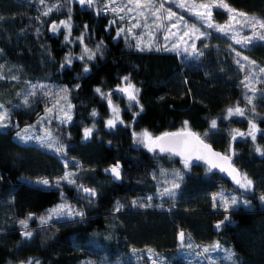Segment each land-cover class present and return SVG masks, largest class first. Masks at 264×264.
I'll use <instances>...</instances> for the list:
<instances>
[{
  "label": "trees",
  "instance_id": "obj_1",
  "mask_svg": "<svg viewBox=\"0 0 264 264\" xmlns=\"http://www.w3.org/2000/svg\"><path fill=\"white\" fill-rule=\"evenodd\" d=\"M57 1L59 8L39 22L42 7L36 9L33 0H0V60L14 71L0 77V101L10 108L15 92L26 81L65 84L73 106L72 121L51 125L60 143L67 146L68 156L77 159L82 169L76 186L62 180L57 185L64 169L57 155L17 143L15 127L0 129V264H27L28 260L34 264H106L133 249H152L170 257L181 249L180 231L197 247L215 241L225 244L237 255L235 264H264V201L260 199L264 196V95L249 106L245 86L225 71L218 72L204 60L184 62L176 53L128 51L116 38L107 15L81 8L75 0ZM224 1L264 21V0ZM215 13L217 20H226L222 10ZM64 20L72 25L67 43L62 35H51L47 29ZM36 29L41 30L37 38ZM101 43L103 54L89 60L85 46L95 51ZM240 53L255 61L257 71L264 68V42L243 47ZM67 56L72 57L71 66L63 65ZM85 66L88 72L83 71ZM125 76L139 89L138 104L117 90ZM258 87L264 92L262 84ZM97 88L105 95L101 97ZM109 98L122 108L123 125L114 130L106 128ZM236 107L244 109L245 117L225 116ZM35 115L13 110V125L31 123ZM213 120L216 127H212ZM251 123L258 128L255 141L233 140L235 129L246 131ZM90 125L95 132L84 140V129ZM184 129L195 131L224 153L232 149L233 161L253 181L252 189L237 188L198 164L190 166L176 199L162 201L164 209L134 207L133 200L157 192L159 167L168 166L165 157L169 154L154 152L158 159L154 158L137 146L133 134L147 130L156 137ZM117 162L122 169L121 179L115 182L104 170ZM39 178L47 179L49 185L25 180ZM77 185L95 189L96 196L88 198ZM220 189L236 192L251 207L219 213L212 196ZM63 202L83 212V218L63 217L42 225L39 217ZM117 202L123 205L119 211ZM29 214L33 217L25 229L19 221ZM221 221L225 223L217 229ZM25 231L33 235L25 238ZM187 261L179 257L168 264Z\"/></svg>",
  "mask_w": 264,
  "mask_h": 264
},
{
  "label": "rangeland",
  "instance_id": "obj_2",
  "mask_svg": "<svg viewBox=\"0 0 264 264\" xmlns=\"http://www.w3.org/2000/svg\"><path fill=\"white\" fill-rule=\"evenodd\" d=\"M28 1H30V0H28ZM64 1L66 3L68 2V0H64ZM75 1L78 2V0H75ZM33 2H35L37 4L36 9L42 7V10L41 9L39 10V19H38L39 22H40V20H46L52 12L56 11L59 8V2L57 0H55V1L54 0H45L44 4H41L40 0H33ZM213 2H215L216 4H219L221 2V0H152L153 5H155V6H159L161 3H163L164 7H163V9L160 10V13L158 14L162 17V19L160 21L154 22L152 17L146 11L145 15L149 16L147 28L143 27V24H144L143 18H141L140 16L137 15V10L134 7L135 0H133L132 4H129L128 0H116V4L121 6V7H123L125 5H128V7H133V12L128 13L127 8H125V11L122 13H119V15L111 12L110 9L104 10V5H107L109 3V0H96L95 5L93 7H88L87 5L82 6L79 3L78 4L81 8L91 10L96 15H100V14L107 15L110 19V21H109L110 26L112 28H114V30H115L116 38H117L116 34H117V31L119 28L124 27L125 29H128L129 27H132L136 23V20H140L142 27H140V28L133 27V30L131 33H128L126 31L125 33L121 34V36L119 37L123 41L124 47L128 51H133V50L134 51L135 50L140 51L139 49H137L135 47V44H136L137 39L142 37V45L149 43V42L153 45V49L151 51H153V50L157 51L156 48L159 47L160 48L159 51L176 53L177 56L180 58V60H183L184 62L194 63V62H199L201 60H204L205 63L210 64V66L214 67L215 70H217L218 72L225 71L228 76L235 78L240 84L244 85L245 83H247L245 81V75L252 71L253 66L250 65V63H249L250 60L244 61L242 59L244 56L240 53V49H242L244 46L236 44L235 41L232 39V35H233V31H239L241 36H249L252 34V30L249 27L243 26V24H244L243 19L241 17H237L236 21H231V23L233 25V31H229L228 33H221L219 31H217L215 28H207V26L198 17H196L193 14L195 11H202V9H193L192 11H189V8L191 7V5L193 3H196V4L209 3V4H211ZM223 3H225L224 0H223ZM181 4H184L185 7H181L180 6ZM56 6H58V7H56ZM113 6H116V5H113ZM49 7H52V11L48 15H44V12L47 11V9ZM229 7H231V6H229ZM168 9H171V12L176 14L173 17L172 21H167V20L163 19V17H165L167 15L166 10H168ZM232 9H234V8H232ZM141 10H143V9H141ZM215 10H222L223 12H225L227 14L226 20L225 21L217 20ZM236 11L244 13L242 11H238V10H236ZM120 15L125 16V19L120 20L119 19ZM248 16L255 17L253 15H248ZM129 17H133V19H129ZM177 17H182V20L177 21ZM212 18H213V22L217 25H227L230 22V16H229L228 12L225 9H222L219 7H214L212 9ZM257 19H259V18H257ZM113 20L115 21V24H111V22ZM64 21H66V20H64ZM237 21H239V23H237ZM60 22L61 21L56 22V23H51L47 29L51 35H62V37H63L62 39H63L64 43H67V41L71 40L70 39L71 38V31L69 33V31L64 26H60L58 28V31H56V32H53L51 30L53 24L60 25ZM156 23H163L165 27L162 29H157ZM171 23H177V27L180 30V34H182V32L185 28V25H187L188 28L195 26L201 32H205L206 33L205 36H202L199 40L195 41L197 52L198 53L202 52L203 55L189 56L187 53H184L182 51H166V50H164L165 45H167L168 48H171L172 43L175 42V39H176L175 37L171 36L170 33L166 32V29L170 26ZM40 31H41L40 29L35 30V37L36 38H37L36 34H38ZM172 31L176 32L177 29H172ZM256 31L264 34V30L260 29L259 26H257ZM198 34L199 33H197V35ZM165 35L169 36V39L167 41H165V39H164ZM66 37H67V39H66ZM185 39H187V37ZM191 42L192 41H188L189 45L191 44ZM254 43H256V42H254ZM181 47H183V44H181ZM233 49H235V52H239L241 54L240 57H237L235 55V52L233 51ZM146 51H148V50H145V52ZM223 52H225L226 55ZM237 59H240L241 63L245 65V67L243 69H241L240 65H238L236 63ZM63 65H67V64L63 63ZM207 67H209V65H207ZM257 68L258 67L255 66L256 72L254 73V75L258 76V80L252 81L253 86L256 88V93L253 96L252 104L255 103L256 97L258 95H264V92H260L259 87H258L261 84L264 87V74L259 73L257 71ZM15 69H17V68H15ZM12 73H14L12 66L9 67L6 65V61L0 60V77L6 78L8 76H11ZM15 78L18 79V76H15ZM250 79H251V77H250ZM34 85L38 86L35 88V95L29 96L28 97L29 103L27 105H25L23 102L24 97L30 91L33 90ZM39 86H44V87H39ZM124 86H126V82H124L122 80L120 87H124ZM61 89H67L68 91L65 93V92H62ZM45 93H48V94L45 95ZM120 93H122V92H120ZM246 95H252L248 88H246V94H245V101L247 102ZM65 96L67 97L66 100L63 99ZM12 99L15 102H11L9 104L10 108L7 107L6 103L0 101V104L4 105V107L8 109V113L10 116V123L8 124V127H6V128H11V127L14 128V125H13L14 121L12 120L13 110H23L27 114H33V113L37 114V116L35 115V118L31 123L24 124L23 126L17 127L14 129L15 133L13 135V139L19 144L34 145V146H36L40 149H43L49 153L57 155L60 158V161L62 162V165L64 167L61 177L64 176L65 172H70V173H75V175L71 178L76 180L78 173L82 169V166L80 165V163L77 159L68 156L67 146L60 143L59 138L56 135V133L54 132L52 125H51L52 122H54L58 125H69L72 121V119H71L70 122L61 124V123H59L58 119H56V117L63 115V113L59 111V108H65L66 109L68 103H70L72 105L71 100H70V96H69V89L67 88V86L63 83H58V82L52 83L49 81H42V82L26 81L20 87V89L17 92H15ZM54 99H59L60 104L57 106L56 111L49 114L48 119H51V123H47L46 120L42 121L41 117L45 116V109L53 106ZM103 99H104V97H103ZM251 105H249V106H251ZM113 106L119 109L120 119L122 120V118H121L122 108H120L116 104H111V109H110L111 113H110V116L107 119V121L113 117V112H112ZM70 115H71V117H73V106L71 108ZM225 116L226 117H245V115H243V116H240V115L229 116L228 111L226 112ZM17 123H18V121H17ZM251 124H253V123H251ZM119 125H123V123L118 122L116 127ZM6 128H0V129L4 130ZM87 128H93V125H90ZM106 128L108 130H114L115 129V128L107 127V124H106ZM24 129H30V134L35 135V136L43 135L45 130L47 129L48 131H50L52 133L53 137H55L57 139V141H58L57 146H60V145L64 146L65 152L64 153H56L53 149L47 148L46 146H44L43 144H41L39 141H36V140H32V141H29L27 143L20 141L19 138L16 136V133H17V131H22ZM256 129L257 130L255 132V136L258 133V128L256 127ZM249 130H250V126L246 131H243L240 129H235L233 131V135H235V133L237 131L245 134L243 137L236 136L235 140L245 139V138H250L252 140V138L249 135H247ZM94 132H95V127L93 128L92 135ZM141 132H143V131H140L137 133H141ZM92 135L87 139H85V137H84V140H89L92 137ZM253 141H255V140H253ZM135 143H137V142H135ZM138 144L139 143H137V146L141 145V147H144L142 144H139V145ZM144 148H146V147H144ZM146 150H148V152L154 158L158 159L157 154L156 155L153 154L155 151H150L148 148H146ZM173 158L174 157L170 156V155L166 156L165 159L167 161L168 166H164V167L160 166L159 167L158 176L156 178L157 192L153 195H145L143 197L136 199V201L143 202L145 204L151 203V205H152L151 207H141V208H147V209L155 208L157 210H162L165 208V206L163 205V202H162L163 200L167 199V200L173 201L176 199V196L178 195L180 188L176 190L177 194L172 199L168 198L167 196H160L159 192H161L164 187L170 186V185H166L165 181L166 180H168V181L173 180L175 178V174H177V173L182 177V180L179 181L180 186H181L183 179L185 177V174L187 172H189L191 165L189 167H185L184 161L180 160L178 163H176ZM65 161H67V167H65ZM242 175H245V174L242 173ZM43 179L44 178L25 179V180H27L29 182H33V183H38V181H41ZM39 184H41V183H39ZM69 185L72 187L76 186L73 184H69ZM234 185H235V187L240 188L239 185H237L236 183H234ZM46 186H48V185H46ZM240 189H242V188H240ZM219 193H223L224 195L228 196L229 198L231 196L235 195L239 201H245V200L248 201L246 198L238 195L236 192H234L232 190L220 189L215 194H219ZM149 196H151L153 198L151 201L147 200V197H149ZM212 200H213V196H212ZM63 203H67V204L71 205L68 202H63ZM213 204H214V201H213ZM215 204H216V206H215L216 211H218L219 213H224V214L234 212L238 208L248 209L251 207V204L248 201L247 205H244L243 203H238L235 206H230L229 209L227 211H225L220 206L219 197H217ZM71 206L73 209L77 210L76 207H74L73 205H71ZM65 217H67V216H65ZM61 218H63V217H61ZM61 218H53V219H61ZM67 218H71V217H67ZM185 236H186V234H185ZM189 239L184 240V242L182 244L183 249L181 248L179 250V252H177L175 255H172L170 257L159 254L152 249H142V250H136L135 252L131 251L130 254H128V255L124 254L122 256H119L117 259H114L113 261L106 263V264H153V262H155V264H168L169 262H173V261L179 259V257H182L183 259H186V260L188 259L186 264H193L192 262H194V264H196V263H198V264H233V261L236 262V259H235V258H237L236 253L231 248H228L225 244H222L219 241H215L212 244L205 245V246H211V245H214L215 243L218 242L219 245L221 246V250H218L215 252L210 251L207 254H199V253H202V249L204 246L197 247V245L194 244L191 241V239L190 240ZM187 244H193L195 249L194 248H187L186 247ZM224 250H229L232 253H234L232 260H229L227 258V252Z\"/></svg>",
  "mask_w": 264,
  "mask_h": 264
},
{
  "label": "snow or ice",
  "instance_id": "obj_3",
  "mask_svg": "<svg viewBox=\"0 0 264 264\" xmlns=\"http://www.w3.org/2000/svg\"><path fill=\"white\" fill-rule=\"evenodd\" d=\"M45 0H40L41 4H44ZM96 0H78V3L82 6L87 5L88 7H93L95 5ZM129 4L133 3V0H128ZM116 5V6H113ZM181 7H185L184 4L180 5ZM58 7V6H56ZM134 7L137 10V15L140 16L141 18H143L144 20V24L143 27L147 28L148 27V18L149 16L145 15V12L147 11L149 13V15L152 17L153 21H160L162 19V17L160 15H158L160 13V10L163 9L164 5L163 3H161L159 6H155L152 3V0H135L134 3ZM214 7H219L222 9H225L229 16H230V22L227 25H217L213 22V18H212V9ZM125 8H127L128 13L133 12V7H128V5H125L123 7L119 6L116 4V0H109V3L107 5H104V10H108L110 9L111 12L116 13L117 15H119V13H122L125 11ZM143 9V10H141ZM193 9H202V11H195L193 14L198 17L206 26L207 28H215L217 31L221 32V33H228L229 31H233V25L231 23V21H236L237 17H241L243 19V26L249 27L252 30V34L249 36H241L239 31H233V35H232V39L235 41L236 44L239 45H243L245 48H247L249 45H252L254 42H264V34H262L261 32L256 31L257 26H259L260 29L264 30V21H261L259 19H257L256 17H250L248 16V14L246 13H241V12H237L235 9H232L231 7H229V5H227L226 3H223V0H221V2L219 4H216L215 2L209 4V3H200V4H196L193 3L191 5V7L189 8V11H192ZM52 11V7H49L47 9V11L44 12V15H48L50 12ZM167 11V15L165 17H163V19L167 20V21H172L173 17L176 15L175 13L171 12V9L166 10ZM120 20H124L125 16L120 15L119 16ZM129 19H133V17H129ZM182 20V17H177V21ZM237 23H239V21H237ZM111 24H115V21L113 20L111 22ZM60 26H64L70 33L71 31V23L70 20L69 21H61L60 25H56L53 24L52 25V31L56 32L58 31V28ZM133 27L135 28H140L142 27L140 20H136V23L132 26L129 27L128 29H125L124 27H121L118 29L117 31V38H119L121 36V34L125 33L126 31L128 33H131L133 30ZM164 24L163 23H156V28L157 29H162L164 28ZM172 29H177L176 32H173ZM166 32L170 33L171 36L175 37V42L172 43L171 48H168L167 45H165L164 50L166 51H182L184 53H187L189 56H198V55H203V53H198L197 52V48H196V40H199L202 36H205L206 33L205 32H201L198 28H196L195 26H192L191 28H188L187 25H185V28L182 32V34H180V30L177 27V23H171L170 26L166 29ZM197 33H199L197 35ZM187 37V39H185ZM67 39V37H66ZM80 40L83 39V37L78 38ZM165 41H167L169 39L168 35H165L164 37ZM188 41H192L191 44L189 45ZM181 44H183V47H181ZM101 44H97L95 46V51L88 49L85 46V53L87 54V58L89 60L95 59L97 53H100V55H102L103 53L101 52ZM135 47L137 49H139L140 51H151L153 49V45L149 42L146 44L142 45V37L138 38L135 44ZM157 51L160 50L159 47L156 48ZM233 51L235 52V49H233ZM235 55L237 57H240V53L239 52H235ZM79 59H84V56H80L78 57ZM244 61H248L249 58L248 57H243L242 58ZM65 62L68 66H71L72 64V57L71 56H67L65 58ZM236 63L238 65H240L241 69H243L245 67L244 64L241 63L240 59L236 60ZM252 67V71L248 74L245 75V81L247 83L244 84V86L246 88H248L251 92L252 95H246V100L247 103L249 105L252 104V99L253 96L256 93V88L253 86L252 81L253 80H258V76H255L254 73L256 72L255 69V61H250L249 62ZM90 69L85 66L83 71L84 72H88ZM259 73H264V68H259L258 69ZM251 77V79H250ZM13 79H15V77H12ZM122 80L124 82H126V86L124 87H120L117 90L119 92L125 93L127 95V99L130 102H136L137 104L139 103L138 101V93H139V89H137L135 87V85H133L130 82V79L128 76L122 77ZM38 86H33V90L30 91L25 97H24V104L27 105L29 103L28 97L29 96H33L35 95V88ZM39 87H44V86H39ZM62 92H67V89H61ZM95 91L97 93H99L101 96H104L105 94L101 92V89L97 88L95 89ZM48 93H45V95H47ZM110 96V94H109ZM63 99H67V97L65 96ZM108 103L109 105L112 104L111 99H108ZM60 104V100L59 99H54L53 102V106L52 107H48L45 109V116L41 117V120L44 121L46 120L47 123H51V119H48L49 114L53 113L54 111L57 110V106ZM72 105L70 103L67 104L66 109L65 108H59V111L63 113V115L56 117V119H58L59 123L64 124L67 122H70L72 117L70 115V111H71ZM140 110H143V106H140ZM112 112H113V117L111 119H109L106 124L107 127L109 128H115L117 123H123V121L120 119V114H119V109L116 107H112ZM139 113H137L138 115ZM93 115H95V113H93ZM228 115L232 116V115H240L243 116L245 115V111L244 109H241L239 107H236L235 109L233 108H229L228 109ZM10 123V116L8 113V109L4 107V105L0 104V128H6L8 127V124ZM212 127H216L217 121L213 120L212 122ZM185 124H187V122H185ZM31 127V126H30ZM94 128V126H93ZM93 128H85L84 129V137L85 139L89 138L92 135L93 132ZM256 125L253 123L250 125V130L248 132L247 135H249L252 140H255L256 136H255V132H256ZM134 138H135V142L142 144L144 147L148 148L150 151H156V149H159L160 152H169L172 154H178V155H184L185 159H184V165L185 167H189L190 166V159L189 156L185 155L186 152H190L192 150H194L191 145L189 144V142L184 139L183 137L185 136H191L194 134L191 133H165L162 136H158L153 138L152 135L147 131H143L141 133H134ZM245 134L244 133H240V132H236L235 135H233V140L236 138V136H241L243 137ZM16 136L19 138L20 141L27 143L29 141L32 140H36L39 141L41 144H43L44 146H46L47 148L53 149L56 153H64L65 152V148L64 146L58 145V141L55 137H53L52 133L50 131H48L47 129L45 130L44 134L41 136H35L30 134V129H24L22 131H17ZM197 143L200 144L203 148H207V145H203L202 141H199L197 139ZM258 152L261 151V149L259 148V146H257L256 149ZM211 155L213 156H217L219 157L218 153H211ZM201 159L204 157H200ZM220 159L223 160H227L228 157H219ZM210 164H212V167H217L216 164H213L211 161H209ZM65 167H67V161H65ZM106 172H108L114 180L119 181L121 179V165L119 164V162H117L115 165L110 166L108 169H105ZM221 171H227L228 174L230 176H232V179L235 181V183L237 185H239L240 188L244 189V190H251L253 187V181L251 179H249L247 177V175H239L237 173V170L235 168H230V169H225V168H221ZM75 175V173H70V172H65L64 176L60 178V180L56 181V184L59 185L61 180L66 181L69 184H73L76 185V180L71 178ZM155 178V177H154ZM182 180V177L177 173L175 174V178L171 181L166 180L165 184L166 185H170V186H166L163 188V190L161 192H159L160 196H167L168 198L172 199L176 196V190L180 188V183L179 181ZM38 183H41L43 185H49V181L47 179H43L41 181H38ZM77 187L86 194V196L88 198H94L96 196V191L93 188H88V187H84L83 185H77ZM217 197H219V201H220V206L227 211L229 209L230 206H235L238 203H243L244 205L248 204V201H239L238 198L233 195L230 198L226 195H224L223 193H219V194H214L213 195V201H214V207L216 206L215 201L217 200ZM153 198L151 196L147 197L148 201H151ZM262 201H264V196H261L260 198ZM132 205L134 207L138 206V207H151V203L145 204L143 202H139L136 200L132 201ZM123 207V205H121L119 202H117L116 205V211H119L121 208ZM71 217V218H75V217H80L81 219L84 216L83 212L77 211L75 209L72 208L71 205L67 204V203H61L59 205H57L55 208H52L48 211L47 215L45 216H40L39 220L40 223L43 224H47L49 221H51L53 218H61V217ZM33 217V214H29L28 218L25 220H20L19 223L25 228L27 229L28 227V221L31 220ZM228 220V217H225V221ZM225 221H221L220 223H218L216 225V228L219 229L221 227V225H223L225 223ZM25 238H30L33 233L31 231H25L22 234ZM179 240L182 242H184L185 240V233L183 231H180L179 234ZM187 248H192L193 245L192 244H187L186 245ZM221 250V246L219 245V243H215L214 245L211 246H204L202 249V253L199 254H207L210 251L211 252H215ZM133 252H135L136 250L133 249ZM227 252V258L229 260H232L234 253H232L229 250H224ZM27 264H34L33 260H28ZM35 264H39V261H36ZM153 264H155V262H153ZM233 264H235V262L233 261Z\"/></svg>",
  "mask_w": 264,
  "mask_h": 264
},
{
  "label": "water",
  "instance_id": "obj_4",
  "mask_svg": "<svg viewBox=\"0 0 264 264\" xmlns=\"http://www.w3.org/2000/svg\"><path fill=\"white\" fill-rule=\"evenodd\" d=\"M123 95H125L127 97V95L125 93H123ZM14 127L17 128V125H15ZM180 132L194 134L191 136L183 137L184 139H186L189 142L191 147L194 149L190 152L185 153V155L189 156L191 166H195L198 164H204L205 166L208 167V169L210 171H212L214 173L221 174L225 179H227L233 183H235V181L232 179V176H230L227 171H221V168H225V169L235 168L237 170V173L239 175H242V172L240 171V169L236 166V164L233 161L232 149L228 153H224L220 150H217L209 142L204 140L201 136H199L195 131H193L191 129L164 132L158 136H162L165 133H180ZM158 136H156V137H158ZM197 139L199 141H202L203 145H207L208 147L203 148L200 144L197 143ZM155 152H157L159 154H169V155H171V156H173V157H175L181 161H184V159H185L184 155L172 154L169 152H160L159 149H156ZM211 153H218L219 157H228V159L227 160L220 159L217 156L211 155ZM200 157H204V158L201 159ZM209 161H211L213 164H216L217 167H212V164H210ZM113 165H115V164H112L111 166H113ZM108 168H106V169H108ZM121 169H122V165H121ZM104 173L107 176H109L113 181L117 182V180H114L113 177L108 172H106L105 170H104Z\"/></svg>",
  "mask_w": 264,
  "mask_h": 264
},
{
  "label": "crops",
  "instance_id": "obj_5",
  "mask_svg": "<svg viewBox=\"0 0 264 264\" xmlns=\"http://www.w3.org/2000/svg\"><path fill=\"white\" fill-rule=\"evenodd\" d=\"M185 239H189V238H187L186 236H185ZM178 240H179V237H178ZM190 240V239H189ZM179 244H180V246H181V248L183 247V245H182V243H181V241L179 240ZM193 245V244H192ZM192 248H194L195 249V247H194V245H193V247ZM183 249V248H182Z\"/></svg>",
  "mask_w": 264,
  "mask_h": 264
},
{
  "label": "flooded vegetation",
  "instance_id": "obj_6",
  "mask_svg": "<svg viewBox=\"0 0 264 264\" xmlns=\"http://www.w3.org/2000/svg\"><path fill=\"white\" fill-rule=\"evenodd\" d=\"M111 106V105H110Z\"/></svg>",
  "mask_w": 264,
  "mask_h": 264
}]
</instances>
